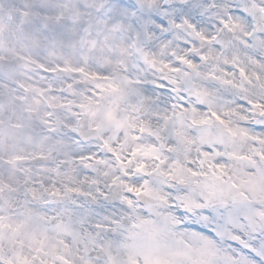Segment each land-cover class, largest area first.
<instances>
[{
	"label": "rangeland",
	"instance_id": "1",
	"mask_svg": "<svg viewBox=\"0 0 264 264\" xmlns=\"http://www.w3.org/2000/svg\"><path fill=\"white\" fill-rule=\"evenodd\" d=\"M86 1L0 0V59L24 60L0 70L12 103L0 119L5 136L31 146L19 154L0 138V264H264V0ZM222 26L232 33L223 51L212 41ZM57 67L68 74L47 73ZM51 94L97 130L74 159L81 172L30 165L37 136L6 128L20 121L36 132L37 105ZM111 183L125 190L118 204L103 200ZM138 192L155 205L135 202ZM51 195L69 200L48 204ZM181 212L198 230L176 227ZM98 247L106 259L87 257Z\"/></svg>",
	"mask_w": 264,
	"mask_h": 264
},
{
	"label": "flooded vegetation",
	"instance_id": "2",
	"mask_svg": "<svg viewBox=\"0 0 264 264\" xmlns=\"http://www.w3.org/2000/svg\"><path fill=\"white\" fill-rule=\"evenodd\" d=\"M55 85L56 84H53V86ZM23 95L26 99H29L24 93ZM37 108L38 115H42V117L38 119L36 132L33 128L27 129V124L20 121H17V124L6 125V128L8 127L9 132L11 131V135L19 137L24 136L26 132H28V134L35 133L38 143L36 147L40 151L38 155L47 158V160H51L50 163L44 162L40 165L49 167L53 171L55 168H58L64 171L73 170L75 172H81V162L77 160L74 161V159H78L79 155L87 151L91 140H82L75 134L78 117L69 116L67 110L70 109V107L66 103L55 102L52 94L50 98L47 97L39 101ZM0 110V118H2L1 115H3L4 118L11 116V112L10 115L7 116L8 113L5 112L1 103ZM4 130L5 125L0 119V138L4 136V140L8 143L7 149L22 154L27 147H31L22 140L16 141L13 136L12 139L11 136H5L6 131ZM17 132H19V134H17ZM226 143L227 141L225 142L224 140V146Z\"/></svg>",
	"mask_w": 264,
	"mask_h": 264
},
{
	"label": "water",
	"instance_id": "3",
	"mask_svg": "<svg viewBox=\"0 0 264 264\" xmlns=\"http://www.w3.org/2000/svg\"><path fill=\"white\" fill-rule=\"evenodd\" d=\"M170 2H183L186 0H168ZM252 19H253V31L254 32H258L261 30L262 28V15L261 12L257 9V7H253L252 10ZM232 39V33L230 30H228L226 27H222L218 34L215 37V42L217 45H219L221 47V49H224L226 47V45L231 41ZM23 60L20 57H14L11 59H1L0 60V69L2 70H7V71H13L18 69L21 65H22ZM65 72L62 70H56L55 72H53L54 75L59 76L64 74ZM0 101L2 102V104L4 105L5 108L9 107V103L8 100L5 96L0 95ZM147 108V103L143 102L141 104L140 107V111L143 112L145 111V109ZM80 120L79 123L77 125V135L81 136L82 138L84 136H86V138H91L95 136V131L94 130H88L87 129V116L86 114H81L80 116ZM46 158L43 157H35L33 159L30 160V162L32 164H37L39 162L42 161H46ZM107 195L105 196V198L111 202V203H118L123 194L124 191L118 186V185H110L108 187L107 190ZM86 201H88L90 204L95 205L96 201L89 195L85 196ZM135 199L142 205H151L155 203V200L152 199L151 197L145 196L141 193H138L135 197ZM67 197H63V196H55L53 197V201L55 202H61V201H66ZM0 205H1V197H0ZM262 221L264 222V219H262ZM122 223H125L126 220L122 219L121 221ZM97 238H100V235L97 236ZM88 256H96L100 259H104L105 258V254L101 249H97V250H91L88 253Z\"/></svg>",
	"mask_w": 264,
	"mask_h": 264
},
{
	"label": "bare ground",
	"instance_id": "4",
	"mask_svg": "<svg viewBox=\"0 0 264 264\" xmlns=\"http://www.w3.org/2000/svg\"><path fill=\"white\" fill-rule=\"evenodd\" d=\"M93 1H96V0H87L86 1V3H85V5H89L91 2H93ZM208 1L209 0H188V2H187V5H189L190 7H192L193 9H195V8H198V7H200V6H202L203 4H207L208 3ZM205 9V7L203 8V10ZM1 12V11H0ZM83 14L81 15L79 12L78 13H76V15H75V18L76 19H82L84 16H85V12H84V10H82L81 11ZM2 13V12H1ZM196 19L197 20H200V18L198 17V16H196ZM162 31L165 33L166 32V30L165 29H163L162 28ZM79 36H83V34H81V35H78L77 37V39L74 41V45H75V48L77 49V50H82L83 49V47H84V39L83 38H81V37H79ZM129 50H130V48H129ZM134 50H136V47L134 48ZM98 75V74H97ZM101 75H105V74H101ZM106 76V75H105ZM149 88V87H148ZM167 92V91H166ZM197 152L199 153V150H198V146H197ZM199 155H200V153H199ZM182 164L183 165H186V164H188V161H185V162H182ZM183 165H181L180 164V166L182 167ZM200 166H201V172H203V171H205V170H207L208 171V173H210L211 175H214L215 173L212 171V170H209L210 168L209 167H206V166H203V165H201V163L199 164ZM253 171H256V170H253ZM199 173L197 176H198V181H202V179H203V174L202 173ZM257 172V171H256ZM255 172H253L252 174H254ZM258 174H254V175H252V179L254 180L255 179V177L257 176ZM214 183H216V186H213V194L215 195H219L220 193H222V192H224L225 191V188L223 187V185H222V183L221 182H219V180L218 179H214V181H213ZM254 185L255 184H253V185H247L246 186V188L247 187H250L249 189L251 190H253V189H256L255 187H254ZM216 210L219 212H217L218 213V217L220 218V220L221 219H224L225 217H226V207L223 205V204H218L216 207ZM181 219H180V223H181V225L179 224V223H177L176 224V227H178L179 229H182V228H186L187 227V225H188V222H189V224L191 225V219H189V221L187 220V219H185V220H182V216H183V214H182V212H181ZM180 216H179V218H180ZM191 218V217H190ZM182 220V221H181ZM222 221V220H221ZM187 228H190V229H192L193 228V230H198V228H196L195 226H190V227H187Z\"/></svg>",
	"mask_w": 264,
	"mask_h": 264
}]
</instances>
